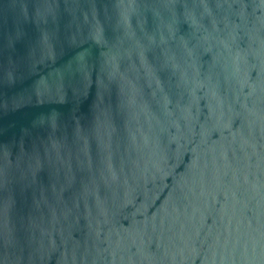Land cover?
<instances>
[{
	"label": "water",
	"instance_id": "1",
	"mask_svg": "<svg viewBox=\"0 0 264 264\" xmlns=\"http://www.w3.org/2000/svg\"><path fill=\"white\" fill-rule=\"evenodd\" d=\"M0 264H264V0H0Z\"/></svg>",
	"mask_w": 264,
	"mask_h": 264
}]
</instances>
